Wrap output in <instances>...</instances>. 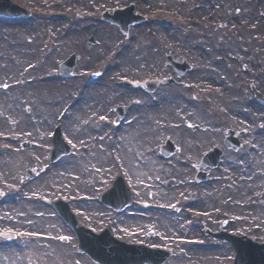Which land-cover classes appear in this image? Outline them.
<instances>
[{
    "label": "rangeland",
    "instance_id": "rangeland-1",
    "mask_svg": "<svg viewBox=\"0 0 264 264\" xmlns=\"http://www.w3.org/2000/svg\"><path fill=\"white\" fill-rule=\"evenodd\" d=\"M13 1L32 13L28 17H0V160H5L3 185L10 200L0 211L7 209L5 226L22 230L24 244L21 249L10 244L4 250L10 258L8 264H19L17 257L20 264H99L77 249L74 232L50 204L40 200L41 196L68 195L79 223L94 229L108 225L114 234L128 238L134 230L143 237L146 229L154 227L162 238L187 243L193 238L192 227L181 224L174 210L143 214L127 207L117 211L98 201L99 191L120 171L134 187L136 197L176 204L194 187L187 181L192 176L187 172L191 166L187 160H198L213 143L224 147L222 138L228 128L244 127L247 133L240 137L242 146L225 150L222 160H254L250 166L238 163L235 172L239 167L264 162V104L254 98L250 88L252 84L264 92V0H237L235 4L217 0L220 18L215 20L223 26L215 20L209 23L201 15L189 27H184L187 18L180 9L181 0H166L176 5L170 12L163 11L165 0L156 4L151 0ZM131 2L145 19L131 24L126 34L102 19L104 9ZM60 12L64 19L52 20ZM162 20L168 24L165 31ZM208 29L212 33L210 56L196 47L200 39L205 40L203 34ZM89 36L94 38L92 45L85 42ZM53 39L60 48L52 64ZM224 39L228 44L229 40L240 44L244 56L230 55L226 61L231 63H224L216 51L217 43ZM231 46L229 51H235V45ZM145 51L154 60L146 64L144 59L142 68L138 60ZM72 52L78 55L73 73L61 76L58 63ZM167 53L185 60L191 68L177 76L166 61ZM117 55L128 58L126 68H111ZM214 64L231 66V72L239 71L241 78L227 82L228 89L222 88L207 78ZM170 75L176 82L160 84L154 91L122 83L123 78L142 81ZM223 95L229 97L221 98ZM155 101L160 103L157 113L151 111ZM231 101L236 105H229ZM116 104L125 108L119 124L113 122ZM193 122L203 127L192 130L189 123ZM56 123L74 149L39 177L26 181V166L36 163L40 167L46 162ZM167 136L179 148L165 158L158 146ZM22 139L31 140V147L21 148ZM168 177L174 178L171 186L165 185ZM19 179L23 181L19 183ZM18 185L22 189L14 197ZM12 188L15 191L11 192ZM210 188L202 186L199 191L211 198ZM63 235L68 236L67 242L60 240ZM188 248L183 256L171 257L164 264L231 262L204 258L209 256L205 251Z\"/></svg>",
    "mask_w": 264,
    "mask_h": 264
},
{
    "label": "flooded vegetation",
    "instance_id": "flooded-vegetation-1",
    "mask_svg": "<svg viewBox=\"0 0 264 264\" xmlns=\"http://www.w3.org/2000/svg\"><path fill=\"white\" fill-rule=\"evenodd\" d=\"M190 160L191 169L187 172L194 175L196 162ZM0 160V188H3V164ZM233 160H219L218 164L208 167L206 179L196 181L193 178L188 183L194 186V192L189 197L180 198L178 207L181 224L188 223L186 213L192 212L194 221L191 233L194 243L201 245L200 251H205L208 259L232 260L236 254L234 243L225 238L229 233L239 234L241 250L246 255L264 259V168L263 163L249 168L239 167L234 171ZM204 183V184H203ZM211 187L208 194L211 198L202 195L199 187ZM160 205L143 207V212L160 211ZM0 220V227L5 224ZM141 238V232L136 231L133 241H142L149 244H162L171 247V257L179 258L184 250L183 243L176 238H162L160 232ZM161 240V241H158ZM10 240L0 236V264H8L10 258L5 254V248ZM213 254V255H212ZM20 264V258L17 257Z\"/></svg>",
    "mask_w": 264,
    "mask_h": 264
},
{
    "label": "water",
    "instance_id": "water-1",
    "mask_svg": "<svg viewBox=\"0 0 264 264\" xmlns=\"http://www.w3.org/2000/svg\"><path fill=\"white\" fill-rule=\"evenodd\" d=\"M133 6H126L124 8H117L112 14L104 12L103 16L106 19L120 24L123 31L127 30V26L130 22L140 21L143 16L132 13ZM29 13L28 9H25L9 0H0V15H26ZM167 60L170 61L172 67L176 70L177 74L183 73L189 66L184 61L179 62L167 54ZM74 65V56L72 55L66 62L61 64L62 73H70ZM160 81H173L171 78L151 79L146 80L147 88H154ZM136 84L137 82H129ZM117 110L121 112L122 106H118ZM59 127H56L53 133L54 146L48 155L49 160H54L62 153L68 151V146L62 141L59 133ZM234 147L238 146L237 142H231ZM28 145L27 141L22 142V146ZM174 146H171L169 141L161 146V150L165 153H170ZM100 199L106 204L113 206L114 208H122L126 204L132 203L130 200L129 191L123 185L120 176L116 175L113 178L112 184L108 185L100 193ZM55 207L58 209L60 215L65 221L74 229L79 238V249L86 251L92 258L98 260L102 264H141L147 261L150 264H160L166 257L167 253L162 250L154 248V250H134L132 245L124 243L123 240L111 235L107 228L101 231H93L82 225H77L75 214L69 210L67 199L57 197L50 199ZM66 239V237H64ZM137 253V254H136ZM232 264H264V260L259 259H245L236 258Z\"/></svg>",
    "mask_w": 264,
    "mask_h": 264
},
{
    "label": "bare ground",
    "instance_id": "bare-ground-1",
    "mask_svg": "<svg viewBox=\"0 0 264 264\" xmlns=\"http://www.w3.org/2000/svg\"><path fill=\"white\" fill-rule=\"evenodd\" d=\"M159 2H164V0H151L150 3L156 4ZM236 2H237V0H232L233 4H235ZM219 4L220 3H218L217 0H181L179 3V6H180V9L184 11L185 17L187 18L186 19L187 21L184 23V27H189V23L193 22L195 19H197L198 16H201V15L206 17L207 22H209V23L211 21L215 20L216 18H220V16L218 15V13L216 11ZM175 9H177L175 4H173L171 2L167 3V1L165 0L164 5H163V11L166 10L167 12H170V11L175 10ZM63 17H64L63 13H61V12L56 13L52 17V20L61 21L64 19ZM251 20L252 19H250V21ZM215 22L217 24H219V26H223V24L221 23L220 20L217 19V20H215ZM161 25H162L161 29L163 31L168 29V24L164 20H162ZM211 34H212L211 30L208 29L205 32V34H203V36L205 37V40L200 39L199 45L198 46L196 45V47H200V49L203 50V52L208 51L206 54L209 53V42L208 41L210 38H212ZM206 37H207V39H206ZM229 42L231 44H228L226 42V39H224V40L220 41L219 43H217V47H216L217 48L216 49L217 54L222 56L221 58L223 59L224 63H231L230 60L226 61V59L229 58L230 55H234V57H236V54L239 56H242V57L244 56V52H243L244 49L240 46V44L238 45V43H235L234 41L232 42V40H229ZM232 44L235 45V51H229V49L232 48V46H231ZM59 45H60L59 43L53 44V48L51 50L52 51L51 56H53V57L51 58V61H50L52 64L55 61L54 58H56L58 55V51L60 48ZM119 51L121 53V51H123V48H121ZM147 52L148 51H145L146 54H144L141 57V59L138 60L139 65L142 68L144 67V64H145L144 59L146 61V64L152 63L153 56H152V54H147ZM212 52H213V48L210 50V53L208 55L210 56L212 54ZM129 63H130V61L128 60V58L125 55H120V56L117 55L115 60L111 64L112 67L111 66H109V67L113 68V67H119V66L123 65L124 68H126ZM252 68L253 69L255 68L254 65L252 66ZM208 70H209V72L207 74V78L209 79V77H211L213 80L222 84L223 85L222 88H225V89H228V85L226 84L227 82H234L235 78L237 80L241 78V76L239 75V71L238 72H236V71L231 72V66H228L227 64L223 65V66L214 64V66ZM87 89H89V88H87ZM226 97H229V96L223 95L221 98H226ZM157 103H158V101L154 102L153 103L154 105L151 106V111H153L154 113H157L159 110L158 105L160 103L158 105H156ZM228 104L231 106L232 105L235 106L236 102L231 101V103H228ZM250 107H251L250 109H254V107L252 105ZM160 114H161V112H159L157 115H160ZM263 121H264V119H263ZM163 124L169 125L167 122H163ZM136 139H139L138 135H136ZM130 147L133 148V145L131 144ZM124 159L126 160L127 157H124Z\"/></svg>",
    "mask_w": 264,
    "mask_h": 264
},
{
    "label": "snow or ice",
    "instance_id": "snow-or-ice-1",
    "mask_svg": "<svg viewBox=\"0 0 264 264\" xmlns=\"http://www.w3.org/2000/svg\"><path fill=\"white\" fill-rule=\"evenodd\" d=\"M5 87H7V85H5ZM69 143H71V141H69ZM3 235H7V233H4ZM61 239H64V237H61Z\"/></svg>",
    "mask_w": 264,
    "mask_h": 264
}]
</instances>
